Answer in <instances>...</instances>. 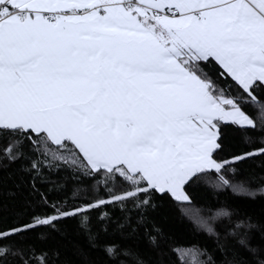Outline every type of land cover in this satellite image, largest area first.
<instances>
[{"label":"snow or ice","instance_id":"6c2138e0","mask_svg":"<svg viewBox=\"0 0 264 264\" xmlns=\"http://www.w3.org/2000/svg\"><path fill=\"white\" fill-rule=\"evenodd\" d=\"M256 169L264 0H0V264H264Z\"/></svg>","mask_w":264,"mask_h":264},{"label":"trees","instance_id":"16d2710c","mask_svg":"<svg viewBox=\"0 0 264 264\" xmlns=\"http://www.w3.org/2000/svg\"><path fill=\"white\" fill-rule=\"evenodd\" d=\"M258 110L253 113L254 116H258ZM249 175L252 176V184L251 188L253 191H257V194L259 195V188L264 186L261 182L264 181V174L260 173L258 169L253 170L249 173ZM243 179V178H242ZM195 207H200V205H194ZM190 226L194 227V225L189 221L188 222Z\"/></svg>","mask_w":264,"mask_h":264}]
</instances>
